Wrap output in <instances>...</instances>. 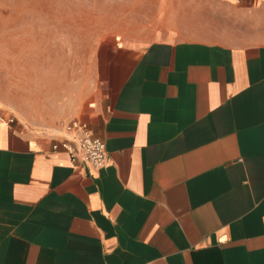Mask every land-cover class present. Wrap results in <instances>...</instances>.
<instances>
[{"label":"crops","instance_id":"0c3cea01","mask_svg":"<svg viewBox=\"0 0 264 264\" xmlns=\"http://www.w3.org/2000/svg\"><path fill=\"white\" fill-rule=\"evenodd\" d=\"M186 1L198 34L97 51L102 169L0 107V264H264V0Z\"/></svg>","mask_w":264,"mask_h":264},{"label":"rangeland","instance_id":"374dc122","mask_svg":"<svg viewBox=\"0 0 264 264\" xmlns=\"http://www.w3.org/2000/svg\"><path fill=\"white\" fill-rule=\"evenodd\" d=\"M186 0H0V107L28 128L53 129L95 95L107 44L184 39Z\"/></svg>","mask_w":264,"mask_h":264},{"label":"built area","instance_id":"2783aa9c","mask_svg":"<svg viewBox=\"0 0 264 264\" xmlns=\"http://www.w3.org/2000/svg\"><path fill=\"white\" fill-rule=\"evenodd\" d=\"M8 121L13 122L11 118ZM56 129L63 134V137L52 141L53 151L64 152L72 164L80 160L95 170L105 166L107 152L104 142L93 136L86 122L77 118L64 120L58 123Z\"/></svg>","mask_w":264,"mask_h":264}]
</instances>
